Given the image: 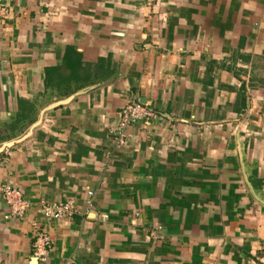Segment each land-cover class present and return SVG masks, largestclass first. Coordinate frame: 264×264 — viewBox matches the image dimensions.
I'll return each mask as SVG.
<instances>
[{
    "label": "crops",
    "instance_id": "crops-1",
    "mask_svg": "<svg viewBox=\"0 0 264 264\" xmlns=\"http://www.w3.org/2000/svg\"><path fill=\"white\" fill-rule=\"evenodd\" d=\"M50 104L0 152V264H264V0H0V144Z\"/></svg>",
    "mask_w": 264,
    "mask_h": 264
},
{
    "label": "built area",
    "instance_id": "built-area-1",
    "mask_svg": "<svg viewBox=\"0 0 264 264\" xmlns=\"http://www.w3.org/2000/svg\"><path fill=\"white\" fill-rule=\"evenodd\" d=\"M157 118L154 109L142 103L139 98L129 101L119 112L118 121L112 126L109 132L116 137L119 146L127 143V128L137 123H147ZM5 204L9 208V217L23 218L30 206V202L25 198L23 192L11 182H5L0 186ZM92 195V191H88ZM40 212L47 220L69 219L75 215L78 210L74 200H67L61 203L40 202ZM50 245V238L44 232H38L34 245L35 256L40 262L47 259V247Z\"/></svg>",
    "mask_w": 264,
    "mask_h": 264
},
{
    "label": "water",
    "instance_id": "water-1",
    "mask_svg": "<svg viewBox=\"0 0 264 264\" xmlns=\"http://www.w3.org/2000/svg\"><path fill=\"white\" fill-rule=\"evenodd\" d=\"M68 99H64L62 100V102H66ZM61 102V103H62ZM54 104H50L49 106H47L46 108H43L41 111H40V114H39V117L37 119V121L35 123H33L22 135L18 136V137H15V138H12V139H9L7 141H4L0 144V152H2L3 150H5L6 148H10L12 147L13 145H15L16 143H19L25 139H27L30 135H31V132L33 131V129L35 127H37L41 121H42V118H43V115L45 113V111L48 110V108L52 107ZM32 264H39V260L37 257H33L32 259Z\"/></svg>",
    "mask_w": 264,
    "mask_h": 264
}]
</instances>
